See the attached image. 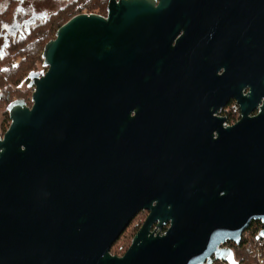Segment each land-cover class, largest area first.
<instances>
[{
	"label": "water",
	"instance_id": "1",
	"mask_svg": "<svg viewBox=\"0 0 264 264\" xmlns=\"http://www.w3.org/2000/svg\"><path fill=\"white\" fill-rule=\"evenodd\" d=\"M41 59L0 137V264L233 263L264 236V0H108Z\"/></svg>",
	"mask_w": 264,
	"mask_h": 264
},
{
	"label": "trees",
	"instance_id": "2",
	"mask_svg": "<svg viewBox=\"0 0 264 264\" xmlns=\"http://www.w3.org/2000/svg\"><path fill=\"white\" fill-rule=\"evenodd\" d=\"M108 0H75L66 4L54 13L45 25V31L31 34L15 42L14 61L1 68L0 66V109L16 98L26 100L29 89H18V84L29 71L35 69L40 61V53L45 43L52 38L56 29L77 13L105 14ZM5 121L8 117L5 114ZM262 224L258 220L251 221L243 231L238 245L228 242V247L234 251L237 264H256L258 257L264 258V237L258 235ZM165 228H163L164 230ZM162 230V231H163ZM120 237V236H119ZM114 253H117L115 250Z\"/></svg>",
	"mask_w": 264,
	"mask_h": 264
},
{
	"label": "flooded vegetation",
	"instance_id": "3",
	"mask_svg": "<svg viewBox=\"0 0 264 264\" xmlns=\"http://www.w3.org/2000/svg\"><path fill=\"white\" fill-rule=\"evenodd\" d=\"M73 1L75 0H69L64 5H61L56 9L49 11L46 9L47 7L45 6V4L42 5L40 0H0L1 68H4L3 66L6 63H13L15 53L13 48L15 47L14 44L17 40L25 38L31 34H37L38 32L41 33L45 31L44 26L48 24L50 17L54 13H56L60 8H62L66 4H71ZM54 35L52 36V38L54 37ZM45 70L46 68L42 66V71H36V69H34L32 71H29V73L37 72L39 74H42ZM29 73L20 81V83L18 84V89L26 85L29 90H32V87L28 85L30 81L28 78ZM221 73L222 70L218 71V74ZM245 92L246 91H244V93ZM25 102L28 106H30L32 103L30 99H26ZM7 105L5 108L0 109V137H3L10 124L8 111L6 109ZM5 114L8 117V121H4ZM215 115L223 117L225 119L226 125H231L235 123L240 118V110L238 104L236 103V100L230 99L225 106H223L217 111Z\"/></svg>",
	"mask_w": 264,
	"mask_h": 264
},
{
	"label": "rangeland",
	"instance_id": "4",
	"mask_svg": "<svg viewBox=\"0 0 264 264\" xmlns=\"http://www.w3.org/2000/svg\"><path fill=\"white\" fill-rule=\"evenodd\" d=\"M40 1H41L42 5L45 4V6L47 7L46 8L47 10L51 11V10L56 9L57 7L61 6V5H64L69 0H40ZM105 13H106V11H105ZM35 69H36V71H42V60L38 61V63L35 66ZM25 88H26V85H24L23 87H20V90H24ZM31 92H32V90L28 91L27 98H26L27 100L30 99ZM6 126H7V123H6ZM146 216H147V211H140L132 219V221L127 226V228L124 230V232L120 235V237L115 241V243L110 248V252L112 254H115L117 256L123 255V253L129 247L134 234L139 229V227L143 223V221H144ZM115 250L117 251V253H114ZM256 264H264V258L261 257V256L258 257V260H257Z\"/></svg>",
	"mask_w": 264,
	"mask_h": 264
},
{
	"label": "bare ground",
	"instance_id": "5",
	"mask_svg": "<svg viewBox=\"0 0 264 264\" xmlns=\"http://www.w3.org/2000/svg\"><path fill=\"white\" fill-rule=\"evenodd\" d=\"M107 6V5H106ZM85 13V12H84ZM106 14V13H105ZM104 14V15H105ZM71 18V17H70ZM60 27V26H59ZM58 27V28H59ZM52 39V38H51ZM42 52V51H41ZM40 57H41V54H40ZM42 60V59H41ZM23 99V98H22ZM25 101V100H24ZM254 221V220H253ZM251 223V222H250ZM261 223V222H260ZM262 224V223H261ZM249 226V225H248ZM247 226V227H248ZM262 227H263V224H262ZM165 228V227H164ZM246 229V228H245ZM244 229V230H245ZM262 229V228H261ZM165 230V229H164ZM163 230V231H164ZM163 231H161V233H163ZM261 231V230H260ZM260 231L258 232V235L259 236H261L260 235ZM243 233V232H242ZM242 235V234H241ZM261 237H263V236H261ZM240 239H241V237H240ZM228 242H230V243H233V242H231V241H226L225 243H223V244H220L219 245V248L221 249V248H225V249H229L231 252H232V257H233V263H230L229 261H227V260H224V259H221V258H214V255H212L211 256V262H210V264H237V261H236V259H235V257H234V251H233V249L232 248H230V247H228V245H227V243ZM239 243H240V241H239ZM238 243V244H239ZM234 244V243H233ZM238 244H234V245H238Z\"/></svg>",
	"mask_w": 264,
	"mask_h": 264
}]
</instances>
